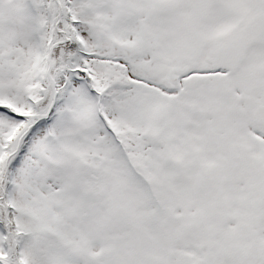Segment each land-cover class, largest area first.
<instances>
[{
    "label": "snow or ice",
    "instance_id": "obj_1",
    "mask_svg": "<svg viewBox=\"0 0 264 264\" xmlns=\"http://www.w3.org/2000/svg\"><path fill=\"white\" fill-rule=\"evenodd\" d=\"M0 264H264V0H0Z\"/></svg>",
    "mask_w": 264,
    "mask_h": 264
}]
</instances>
